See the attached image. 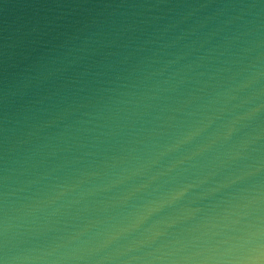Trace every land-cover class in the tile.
Instances as JSON below:
<instances>
[{"label": "water", "instance_id": "water-1", "mask_svg": "<svg viewBox=\"0 0 264 264\" xmlns=\"http://www.w3.org/2000/svg\"><path fill=\"white\" fill-rule=\"evenodd\" d=\"M2 264H264V0H0Z\"/></svg>", "mask_w": 264, "mask_h": 264}, {"label": "snow or ice", "instance_id": "snow-or-ice-1", "mask_svg": "<svg viewBox=\"0 0 264 264\" xmlns=\"http://www.w3.org/2000/svg\"><path fill=\"white\" fill-rule=\"evenodd\" d=\"M0 264H2V262H0Z\"/></svg>", "mask_w": 264, "mask_h": 264}]
</instances>
